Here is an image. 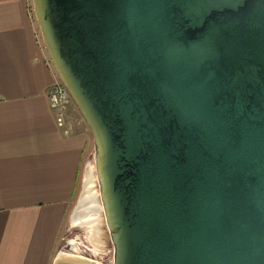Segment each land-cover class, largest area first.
Returning <instances> with one entry per match:
<instances>
[{
  "label": "water",
  "instance_id": "water-1",
  "mask_svg": "<svg viewBox=\"0 0 264 264\" xmlns=\"http://www.w3.org/2000/svg\"><path fill=\"white\" fill-rule=\"evenodd\" d=\"M32 6L93 137L112 264H264V0Z\"/></svg>",
  "mask_w": 264,
  "mask_h": 264
},
{
  "label": "crops",
  "instance_id": "crops-1",
  "mask_svg": "<svg viewBox=\"0 0 264 264\" xmlns=\"http://www.w3.org/2000/svg\"><path fill=\"white\" fill-rule=\"evenodd\" d=\"M55 78L32 0H0V264H52L82 245L66 231L88 133L74 104L57 125Z\"/></svg>",
  "mask_w": 264,
  "mask_h": 264
},
{
  "label": "rangeland",
  "instance_id": "rangeland-1",
  "mask_svg": "<svg viewBox=\"0 0 264 264\" xmlns=\"http://www.w3.org/2000/svg\"><path fill=\"white\" fill-rule=\"evenodd\" d=\"M37 26H38V24H37ZM38 29H39V27H38ZM39 33H40V30H39ZM40 36H41V33H40ZM41 40H42V37H41ZM74 105H76V104H74ZM75 109H76L75 113L77 115V118H79L82 122H84V127L87 130V133H88V145H87V149H86L83 161H82L81 170H79L80 171L79 182H78L79 185H77V190H76L75 197L72 200L71 205H70L69 216H68L69 220L74 218L73 214L75 212L76 206L78 205L79 198H82L84 196L86 197L89 192L94 194V193H96L95 189L96 190L98 189V185L96 184L97 180H96L95 184H93V186L90 187V188H89L88 184L85 187L83 186V184L85 183V182H83V180H84V176H85L84 173H86V166L89 165V163L93 164V162H94V159H93L94 149H93V144H92L93 143V137H92V134H91V132L89 130V127H88L87 123L82 118V116H81V114L78 111L76 106H75ZM97 200L96 201L93 200L90 204L91 205H93L94 203L96 204L97 202H99ZM90 216H96L95 218H93L91 220L90 224L93 225V226L96 225L93 228V231L95 232L94 236L97 238L95 243L98 244L99 250H97L96 252L91 250L93 245H91V243L89 241L87 242L85 240V237H84V231L85 230H84V228L82 226L69 224V228L66 231L67 234L63 233L62 236H65V234H66V238L76 239V242H79L81 239L83 241L85 240V244L84 245H86V246H84L82 244L80 246L81 247L80 249H61L62 248L61 247L62 246V239H59L58 248H60V247L61 248L60 249H56L54 258L60 251H66V252L75 251V252L82 253L83 255L88 256L90 258H93L96 261L99 260L97 262L100 263V264H112V250H111L112 249V245H111V243L109 241V238H108V236L106 234V230L104 228V225L100 221V217H101L100 212H98V211L92 212V213H90ZM77 220L80 221L79 222V224H80L81 223V219L79 218Z\"/></svg>",
  "mask_w": 264,
  "mask_h": 264
},
{
  "label": "bare ground",
  "instance_id": "bare-ground-1",
  "mask_svg": "<svg viewBox=\"0 0 264 264\" xmlns=\"http://www.w3.org/2000/svg\"><path fill=\"white\" fill-rule=\"evenodd\" d=\"M84 174H85V176H84L83 182H85V183L83 184V186L85 187L88 184L89 188L92 187L93 184H95V182H96L94 165L92 163H89V165L86 166V173H84ZM95 191H96V193H94V194L89 192L86 197L84 196L82 198H79L78 205L76 206L75 212L73 214L74 218L71 219L70 224L71 225H80L84 228L85 240L87 242L89 241L91 243V245H93L91 250L96 252L97 250H99L98 244L95 243L97 238L94 236L95 232L93 231V228L96 225L93 226L90 224L91 220L93 218H95L96 216H90V213L95 212V211L99 212L101 206H100L99 202H97L96 204L94 203L93 205L90 204L93 200H95V201L97 200L98 190L95 189ZM79 218L81 219L80 224H79L80 221L77 220ZM85 240L83 241L81 239L78 243L75 241L74 242L76 244H85ZM97 261H99V260H97Z\"/></svg>",
  "mask_w": 264,
  "mask_h": 264
},
{
  "label": "built area",
  "instance_id": "built-area-1",
  "mask_svg": "<svg viewBox=\"0 0 264 264\" xmlns=\"http://www.w3.org/2000/svg\"><path fill=\"white\" fill-rule=\"evenodd\" d=\"M49 106L51 109L56 110V123L58 126H63L66 120L65 109L67 105L74 104L66 87L56 75L55 80L50 85L48 91Z\"/></svg>",
  "mask_w": 264,
  "mask_h": 264
}]
</instances>
